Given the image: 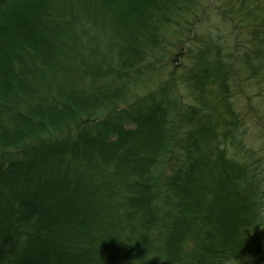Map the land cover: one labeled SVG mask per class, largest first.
I'll use <instances>...</instances> for the list:
<instances>
[{
  "label": "trees",
  "instance_id": "1",
  "mask_svg": "<svg viewBox=\"0 0 264 264\" xmlns=\"http://www.w3.org/2000/svg\"><path fill=\"white\" fill-rule=\"evenodd\" d=\"M199 4L0 0V264H264V137L236 109L264 105V0H223L229 51L186 48L188 101L173 74L133 90Z\"/></svg>",
  "mask_w": 264,
  "mask_h": 264
},
{
  "label": "rangeland",
  "instance_id": "2",
  "mask_svg": "<svg viewBox=\"0 0 264 264\" xmlns=\"http://www.w3.org/2000/svg\"><path fill=\"white\" fill-rule=\"evenodd\" d=\"M223 9V0H200L199 6H196L193 11V17L188 15L190 35L183 31L182 14L180 19L175 20L160 29L161 35L164 34L168 41L163 44L167 52L162 59L157 60L154 64L155 70L149 79L148 85L145 88V82L141 81L142 86L134 87L133 90L145 92L148 89L155 90L158 84L165 82L173 74L174 80L171 82L176 86V91L184 95L185 101L189 100V89L183 79L186 48L197 49L201 46V40L206 38V35H212L216 42L222 47V50L229 51L234 43L233 27L231 23L222 17L220 10ZM184 17V16H183ZM178 22V24H176ZM187 22V21H185ZM183 40V42H182ZM171 80V79H170ZM170 82V81H167ZM139 91V92H140ZM244 91L247 93L248 89ZM243 96H238L236 109L241 112L244 118V125L246 128V145L252 146L255 150L260 152L263 137H264V105L263 102L258 105L260 96L247 99ZM125 125H131L125 120ZM263 134V136L261 135ZM263 147V146H262Z\"/></svg>",
  "mask_w": 264,
  "mask_h": 264
}]
</instances>
